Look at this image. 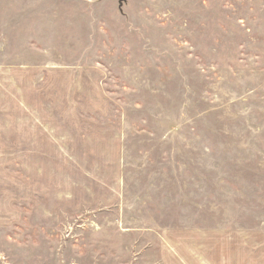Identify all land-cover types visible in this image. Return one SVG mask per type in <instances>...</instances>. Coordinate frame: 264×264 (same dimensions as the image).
Wrapping results in <instances>:
<instances>
[{"label":"rangeland","instance_id":"obj_1","mask_svg":"<svg viewBox=\"0 0 264 264\" xmlns=\"http://www.w3.org/2000/svg\"><path fill=\"white\" fill-rule=\"evenodd\" d=\"M0 264H264V0H0Z\"/></svg>","mask_w":264,"mask_h":264}]
</instances>
